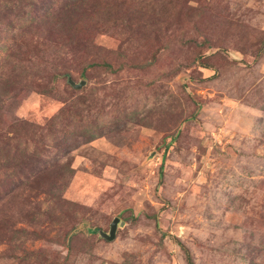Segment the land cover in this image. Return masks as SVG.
I'll return each mask as SVG.
<instances>
[{
    "label": "rangeland",
    "instance_id": "374dc122",
    "mask_svg": "<svg viewBox=\"0 0 264 264\" xmlns=\"http://www.w3.org/2000/svg\"><path fill=\"white\" fill-rule=\"evenodd\" d=\"M0 107V264H264V0H0Z\"/></svg>",
    "mask_w": 264,
    "mask_h": 264
},
{
    "label": "trees",
    "instance_id": "16d2710c",
    "mask_svg": "<svg viewBox=\"0 0 264 264\" xmlns=\"http://www.w3.org/2000/svg\"><path fill=\"white\" fill-rule=\"evenodd\" d=\"M127 17H123V19L125 20ZM82 19L83 18L78 19V21L76 23L77 26H74V27L71 28V32L75 33L77 38L78 37L81 38L82 34H84V28H80V25L82 23V21H80V20H82ZM84 19H86V20H84V23L86 21H87L86 23H88L90 21V18L88 16H85ZM120 21L123 22V20L119 19V18H118L117 21H115L113 29H116L117 27H119V25L121 26ZM127 28L129 30H132L128 26H127ZM87 30H90V29H87ZM88 37L90 39L91 36H88V35L82 36L81 40H78L79 43L82 40H84L85 38L87 39ZM92 42H93V40H89V44L92 43ZM122 52L123 51L120 50L119 54L121 56H123V57H126V56H124V54ZM98 57L99 56H97L96 58H86V61L83 64V68L80 70V76L83 79H87L88 78L87 73H88L89 69H93V68H97V67H103L104 69H106V71L109 74H116V73L122 71L123 68L125 67V61L124 60L120 61V64H118L117 65L118 67H116L111 60H107L105 58L99 60ZM199 59H201V58H199ZM59 76H61V73H57V74L54 73L53 74V79L57 80L59 78ZM37 86L39 87V93L42 94V95L54 96L56 94V87L50 82H43V83L38 84ZM70 88L72 89V92H71V94L69 96L70 97L69 99H72V100L69 101V103L67 104L68 105L67 108L68 109H72V110H76V112H80V111H82V108H84L87 111L88 117H90L91 116L90 115L91 108H90V104H88L89 103L88 98H89V96H90V98H92V95H87L86 93H84L85 90L83 88H81V89L73 88V86L71 84H70ZM94 93H95V91L92 92L91 94H94ZM1 109L2 108L0 107V115H2ZM68 109L66 110V107L63 108L58 115H56L55 117H53L49 121V123L47 125L48 132L50 133L49 135H51V134L53 136L57 135V133H58V130H57L58 129L57 128L58 125L57 124L60 122L59 118H60V116L61 117L66 116L67 113H69V112H67ZM90 119H91V117H90ZM57 121H59V122H57ZM84 125L88 126L89 123H85ZM22 126H24V122H21L17 126H14V128L16 130L17 128H20ZM25 128H26V130L30 129V123L29 122L25 123ZM91 133H92L91 130H88L86 135L90 136ZM0 151H1V149H0ZM36 154H37V152L32 154L31 157L36 156ZM17 169H18V165L17 166H13V167H9V166L6 165L5 158L3 156H0V187L2 189H5L6 184L11 185V178H12L11 176H12V174H14L13 172H15ZM179 244H181V246L184 249H186L184 244H182V243H179ZM186 260H187L188 264H195L194 261H193L192 256L189 254L188 251H186Z\"/></svg>",
    "mask_w": 264,
    "mask_h": 264
},
{
    "label": "water",
    "instance_id": "95a60500",
    "mask_svg": "<svg viewBox=\"0 0 264 264\" xmlns=\"http://www.w3.org/2000/svg\"><path fill=\"white\" fill-rule=\"evenodd\" d=\"M69 83L76 89H81L85 85V82H82L80 84H76L71 79L69 80ZM119 223H120V219L116 218L111 224L109 233H105V232L100 231L101 237L108 242L115 241L117 238ZM120 224L123 225V223H120Z\"/></svg>",
    "mask_w": 264,
    "mask_h": 264
}]
</instances>
